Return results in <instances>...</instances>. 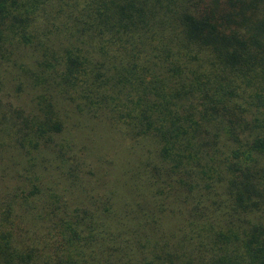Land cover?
<instances>
[{"label": "trees", "instance_id": "1", "mask_svg": "<svg viewBox=\"0 0 264 264\" xmlns=\"http://www.w3.org/2000/svg\"><path fill=\"white\" fill-rule=\"evenodd\" d=\"M261 213L264 0H0V264H264Z\"/></svg>", "mask_w": 264, "mask_h": 264}, {"label": "rangeland", "instance_id": "2", "mask_svg": "<svg viewBox=\"0 0 264 264\" xmlns=\"http://www.w3.org/2000/svg\"><path fill=\"white\" fill-rule=\"evenodd\" d=\"M54 179H56V180H55V183H56L57 188L60 189V188L62 187V186H61V183H60V179H59L58 177H56V178H54ZM261 214H262V215H261ZM261 214H259V216H260V220L262 221V224L264 225V223H263V222H264V214H263V213H261ZM259 228H260V229H262V228L264 229V227H262V228L259 227ZM237 261L239 262V259H238V258H237V259L232 258V259H231V264H236ZM238 262H237V263H238ZM238 264H240V262H239Z\"/></svg>", "mask_w": 264, "mask_h": 264}]
</instances>
